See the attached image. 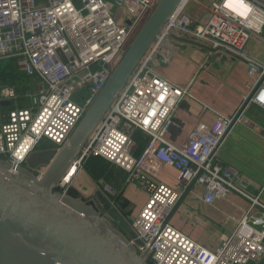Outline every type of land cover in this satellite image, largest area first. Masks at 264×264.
I'll list each match as a JSON object with an SVG mask.
<instances>
[{"label":"built area","instance_id":"obj_1","mask_svg":"<svg viewBox=\"0 0 264 264\" xmlns=\"http://www.w3.org/2000/svg\"><path fill=\"white\" fill-rule=\"evenodd\" d=\"M189 1L184 0L165 23L73 162L75 173L64 183L65 177L57 191L69 195L71 181L85 160L102 158L124 173L125 185L147 194L141 212L128 222L135 237L129 243L139 255L146 254L147 264H264V205L216 154L235 116H218L210 127L199 125L181 147L172 146L165 136L174 111L188 93L157 73L170 64L165 43L178 34L209 53L245 60L247 74L254 78L245 102L250 99L249 104L264 111V63L245 53L251 37L264 42V0L212 2L206 21L185 13ZM158 2L0 0V62L12 61L27 79L21 93L0 86V159L20 168L45 144L60 150ZM121 17L123 24L118 25ZM136 132L148 137L140 154L135 151ZM157 163L176 170L181 191L202 187L207 204L231 194L250 203L235 229L214 250L193 242L169 223L180 193L154 180L152 167ZM43 172L32 170L37 179ZM100 191L114 206L110 197L118 192L108 185Z\"/></svg>","mask_w":264,"mask_h":264},{"label":"crops","instance_id":"obj_2","mask_svg":"<svg viewBox=\"0 0 264 264\" xmlns=\"http://www.w3.org/2000/svg\"><path fill=\"white\" fill-rule=\"evenodd\" d=\"M215 1L219 0H211L209 4L206 0H190L185 13L206 21L210 17V4ZM165 48L171 53V62L159 67L158 75L188 93L174 111L171 127L165 136L172 146L181 147L197 126L210 127L218 116H235L249 95V85L254 78L247 74L248 63L245 60L209 53L207 48L178 34L168 39ZM245 53L257 62H264V47L257 38L247 42ZM134 138L136 154H140L147 146L148 137L136 132ZM216 154L223 165L239 173L248 185L247 192L254 197L259 196L264 205V111L249 104L225 134ZM152 169L156 182L180 193L168 217L169 223L207 250L218 247L249 208L248 200L236 194L207 204L202 187L195 185L185 191L179 189L177 172L172 167L157 163ZM124 177V173L114 166H111L108 177H93L83 166L73 177L71 189L77 195L75 198L97 206L94 193L103 189V182L104 186H111L118 192L115 204L123 207L128 218H135L144 207L147 195L133 185H125ZM257 211L253 209V212Z\"/></svg>","mask_w":264,"mask_h":264},{"label":"water","instance_id":"obj_3","mask_svg":"<svg viewBox=\"0 0 264 264\" xmlns=\"http://www.w3.org/2000/svg\"><path fill=\"white\" fill-rule=\"evenodd\" d=\"M181 3L159 0L60 150L31 154L20 168L0 159V264H147L146 254L139 255L129 243L135 237L120 204L112 206L98 190L97 206H92L57 188ZM249 102L237 112L230 129ZM32 170H43V176L37 179Z\"/></svg>","mask_w":264,"mask_h":264},{"label":"trees","instance_id":"obj_4","mask_svg":"<svg viewBox=\"0 0 264 264\" xmlns=\"http://www.w3.org/2000/svg\"><path fill=\"white\" fill-rule=\"evenodd\" d=\"M10 64H12L13 69L15 70V72L22 77V79L26 80L27 83V79L25 78V76L18 72L16 66L14 65V63L12 61H7ZM2 63L4 62H0V86H11V87H15V89L17 90L18 93L22 92V87L18 88V85L15 83V80L18 78L17 75H15L14 77L12 76V71L10 69V67L8 65H3ZM111 164L107 163L105 160H103L102 158H98V157H91L89 158V162L87 163V165H85L84 163V167L86 168V170L89 172V174L93 177H96L97 175H105L106 177H108V175L111 173ZM69 195L72 197H76V193L70 189L69 191ZM115 203L117 202V195L116 196H111L110 197Z\"/></svg>","mask_w":264,"mask_h":264},{"label":"rangeland","instance_id":"obj_5","mask_svg":"<svg viewBox=\"0 0 264 264\" xmlns=\"http://www.w3.org/2000/svg\"><path fill=\"white\" fill-rule=\"evenodd\" d=\"M210 1L211 0H206V3H210ZM210 6H211V4H210ZM114 10H115V8H113L112 9V12H114ZM126 12H125V10H121V15H123V16H125L126 14H125ZM123 18L121 17L120 19H118L117 20V24L118 25H122L123 24ZM263 37H264V31H263ZM252 38H256V37H251L249 40H251ZM258 39V38H257ZM261 43H262V47H264V42L263 41H261L260 39H258ZM123 55V53L120 55V57ZM4 63H2L3 65H8L9 67H10V69H11V71H12V76L14 77L15 75H17L18 76V78L15 80V83L18 85V88H19V90H20V88L22 87V90H23V88H24V86L26 85V80L25 79H22V77H20L16 72H15V70L13 69V65L12 64H10L9 62H7V61H3ZM260 63H264V62H260ZM45 148L46 149H48V150H51L52 149V145H50V144H45ZM89 162V159H87V160H85V165H87V163ZM81 171V170H80ZM134 186V185H133ZM136 187V186H135ZM137 189H139L138 187H136ZM140 190V189H139ZM140 192H142V193H145L144 191H142V190H140ZM146 194V193H145ZM147 195V194H146ZM80 197V196H79ZM130 218H128V216H127V214H126V220L128 221V219H129V221L128 222H131L133 219H135V218H131V216H129Z\"/></svg>","mask_w":264,"mask_h":264},{"label":"bare ground","instance_id":"obj_6","mask_svg":"<svg viewBox=\"0 0 264 264\" xmlns=\"http://www.w3.org/2000/svg\"><path fill=\"white\" fill-rule=\"evenodd\" d=\"M183 1H184V0H182V3H183ZM74 171H75L74 169H71V168H70L69 172H68L67 175L65 176L66 179H65L64 183H65V182H68V181L71 179V177H72L73 174L75 173Z\"/></svg>","mask_w":264,"mask_h":264},{"label":"flooded vegetation","instance_id":"obj_7","mask_svg":"<svg viewBox=\"0 0 264 264\" xmlns=\"http://www.w3.org/2000/svg\"><path fill=\"white\" fill-rule=\"evenodd\" d=\"M42 151H48V149H46V148H42Z\"/></svg>","mask_w":264,"mask_h":264}]
</instances>
